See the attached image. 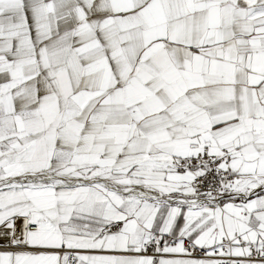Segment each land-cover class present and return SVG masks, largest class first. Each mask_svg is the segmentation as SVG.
Instances as JSON below:
<instances>
[{
	"label": "snow or ice",
	"instance_id": "snow-or-ice-1",
	"mask_svg": "<svg viewBox=\"0 0 264 264\" xmlns=\"http://www.w3.org/2000/svg\"><path fill=\"white\" fill-rule=\"evenodd\" d=\"M0 264H264V0H0Z\"/></svg>",
	"mask_w": 264,
	"mask_h": 264
}]
</instances>
